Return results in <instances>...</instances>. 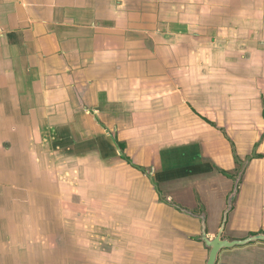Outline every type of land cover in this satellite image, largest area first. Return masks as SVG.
<instances>
[{
	"label": "crops",
	"instance_id": "1",
	"mask_svg": "<svg viewBox=\"0 0 264 264\" xmlns=\"http://www.w3.org/2000/svg\"><path fill=\"white\" fill-rule=\"evenodd\" d=\"M262 135L264 0H0V264H205L196 219L158 202L153 179L114 142L156 175L159 147L197 142L229 171V140L244 160L264 156ZM263 162L248 161L240 188L257 172L264 181ZM101 171L105 195H129L117 198L120 214L100 215L106 233L89 245L83 216L63 207L88 188L63 191L73 192L69 177L88 172V185ZM216 171L208 177L223 185ZM236 222L232 236L264 230ZM236 249L219 264H264V242Z\"/></svg>",
	"mask_w": 264,
	"mask_h": 264
},
{
	"label": "rangeland",
	"instance_id": "2",
	"mask_svg": "<svg viewBox=\"0 0 264 264\" xmlns=\"http://www.w3.org/2000/svg\"><path fill=\"white\" fill-rule=\"evenodd\" d=\"M147 103L148 102L146 101L145 106H147ZM127 118L126 121H128L129 123L132 122L131 116H128ZM123 127L125 129L128 128L131 129L132 126L128 125ZM129 133L132 134L130 135L131 137L136 136L138 134V132L135 131H130ZM148 133H152L150 132L149 128L142 129L139 132V134H148ZM116 136L117 135L115 134V137ZM263 136L264 135H262V138ZM262 138L255 142V146H254L255 149L261 143ZM229 142L231 144V147H233L232 153H233L234 161L236 163V166L234 168H231L229 171H225L221 169L214 160L210 158H206L202 154L199 155L198 152L202 151L201 150L202 146L197 142H192L190 144L178 143L177 145L162 147L161 149L159 147L156 153V159L159 160L160 165L157 164L155 170L157 169L161 171V173L156 175L154 173L157 171H154L152 169L150 171L148 170V167L145 169L143 168V166L139 164L132 163L130 157H128L130 159L126 157L124 153L126 152V147H127L126 141H118V140L115 141L114 148L116 149L115 150L116 152H121V154H123L122 155L123 159H126L135 168L141 170L144 173V175H146L150 179V181L151 179H153L152 183L155 187L156 193L158 194V198H159L158 202L168 207L171 211L173 210L176 212L178 211L179 213L182 214H188L196 219L197 227L193 232L194 235L192 238L194 241H198L199 243H201L199 239L200 237L199 215L202 212H206V214L209 216L208 218L212 220V224L211 223L209 224V220L207 219L208 236L212 238L217 232L222 217V213L224 212L225 208H227L228 196L231 194V192H234L235 190L233 188L234 181L236 177L239 175L240 171H242V176L239 181L238 192L235 196V199L233 200L232 210L229 213L228 220L229 222L230 220L237 221L236 224L239 226V230L241 233H245L246 231H248L249 227H253L252 225L256 226L258 225L259 222L261 224L264 223V214H261L260 212L256 211V208L258 207H260V210L261 208L264 209V206L262 205V203H260L261 199L264 196V188H262L261 185L262 183H264V181H262L263 179L262 176H260L259 172H257L258 174H256L254 178H252L253 180H255V181L252 180V182H257L256 185H254V183H251L253 185L245 184L247 187L241 186L240 188V183L244 180L243 178L245 176V170L248 161L253 158H260L264 156L253 152L251 155L246 156V158L242 160L240 159L239 155L236 153V149L233 145V141L230 139ZM120 144H123V147H121ZM214 170H217L216 171L217 173L222 172L223 175L225 176L227 181L223 183V185L222 182H220L221 180L220 179L218 180V178H222V177H219L218 175L214 176L212 174L211 176L208 177V174L210 172L213 173ZM146 176L144 177L147 178ZM88 177H89L88 172L86 174L84 173L80 175L77 174L76 177L73 176L69 177V180L71 182L67 183L66 185L67 187L71 186L73 192L68 191L69 188H66L65 191H63L65 194L71 197L72 195L78 194L77 191L79 188L83 189L82 187H87L88 189L86 191L82 190V199H80L79 202H76V200L73 199L72 196L71 199H66L68 200V202H66L65 206L63 207L68 213H74L78 216L79 215L83 216L81 217L82 218L81 229H85L88 233H92L94 236L88 238L87 236H84L82 234L83 236H81L80 238L82 239V241L85 242V244L90 245V244L101 243L99 241L100 239L99 235H102V233H106L105 227L102 226L104 222L99 218L103 216V214L105 215L120 214L125 207V203L123 202L122 204L124 205H122L120 203V200H117V198L120 196L125 197L129 195V193L125 189L119 190V188L118 189L116 188V190L112 191V193H116L118 194V196H116V199H111L108 194L105 195V191L111 193V190L109 188L107 190L105 189V184H107L108 186V178L105 180L107 175L105 177L104 171L100 172L99 180L96 181V183L89 182L87 185V182L85 183L84 180L86 179L88 181ZM111 179L112 181H115L113 183L115 185L116 176H114ZM138 184L140 186L141 182L138 181ZM101 185H103V187ZM140 187L142 188L143 186ZM54 189L55 191H57L56 188ZM89 192L90 195H92L91 193H93V196L96 197H93L94 199H91L90 198L91 196H88ZM80 194L81 193H79L78 195L80 196ZM149 197H151V194H149ZM238 197H240L239 202H242L244 206L242 205V207H238L239 206L238 205L236 208V202H238ZM115 200L118 201V204H116ZM138 208L140 212H145V210L148 209L146 206H138ZM162 213H164V211H162ZM212 215H214L216 219L215 221H213ZM91 216H93V218H91ZM146 223L149 224L148 227H152V228L155 227L154 225H152L153 223L149 221H136L133 228L142 229L143 228L142 225ZM99 225H101V228L96 229V227H98ZM153 232L157 233L155 229L153 230ZM223 235L229 239H242L247 237L248 233L247 234L245 233L240 236H232V231L230 226L228 229L225 230ZM164 238L167 239L169 242L165 243L163 240V246L170 245L171 239L165 236ZM95 240H98V243L95 242ZM201 244L205 251L204 257L205 259H207L209 248L203 242ZM235 252H238L236 248L235 250L233 249V253ZM222 260L224 259L221 258V261Z\"/></svg>",
	"mask_w": 264,
	"mask_h": 264
},
{
	"label": "water",
	"instance_id": "3",
	"mask_svg": "<svg viewBox=\"0 0 264 264\" xmlns=\"http://www.w3.org/2000/svg\"><path fill=\"white\" fill-rule=\"evenodd\" d=\"M231 197H230V200L228 201V208L224 212V217H223V222L221 224V227H220L217 235L212 239H209L207 234H206V231H205L206 224L204 222V217L202 216V221H201L202 236H201V239L205 242V244L207 246L210 247L209 252H208V257L206 260V264H216L218 261V258L220 256V251L222 250V248H233L236 245H246V244H249V243L255 242V241H264V233L256 234V235H250V236H248L244 239H241V240L221 239V232L224 228L226 216H227L228 211L231 209Z\"/></svg>",
	"mask_w": 264,
	"mask_h": 264
},
{
	"label": "flooded vegetation",
	"instance_id": "4",
	"mask_svg": "<svg viewBox=\"0 0 264 264\" xmlns=\"http://www.w3.org/2000/svg\"><path fill=\"white\" fill-rule=\"evenodd\" d=\"M241 176H242V171H240L239 172V175L236 177V179H235V181H234V185H233V188L235 189L234 190V192H231V194L228 196V199H227V202L230 200V197H231V209L228 211V213H227V216H226V221H225V224H224V228H223V230H222V232H221V239H228V240H241V239H229V238H226L223 234H224V232H225V230L226 229H228V222H229V220H228V216H229V213H230V211L232 210V205H233V200L235 199V196H236V194H237V192H238V187H239V181H240V179H241ZM227 208H228V203H227ZM227 208H225V210H224V212L226 211V209ZM224 212L222 213V217H221V220H220V224H219V227H218V229H217V232H216V234L212 237V238H214L216 235H217V233H218V231H219V229H220V227H221V224H222V222H223V217H224ZM197 216V215H196ZM200 216V217H199ZM198 217L200 218V237H199V239H200V242L202 243H204L205 244V242L201 239V236H202V230H201V228H202V224H201V221H202V216L204 217V222H205V224H206V228H205V231H206V234H207V236H208V223H207V219L209 220V216L206 214V212H202L200 215H199ZM213 218V217H212ZM218 219V218H217ZM211 222V221H210ZM210 224V223H209ZM212 224V223H211ZM262 233H264V230H259L258 232H255V231H250V233H248V235H247V237L248 236H250V235H256V234H262ZM208 238L209 239H212V238H210L209 236H208ZM246 238V237H245ZM242 239H244V238H242ZM256 242H264V241H255V242H251V243H249V244H252V243H256ZM249 244H246V245H236V246H234L233 248H222V250L220 251V256H219V258H218V261H217V263L216 264H219L220 262H221V258H222V254H223V252H226V251H231V250H233V249H235V248H239V247H244V246H248ZM206 245V244H205ZM207 246V245H206ZM209 249H210V247L209 246H207ZM207 260V259H206ZM205 264H206V261H205Z\"/></svg>",
	"mask_w": 264,
	"mask_h": 264
},
{
	"label": "trees",
	"instance_id": "5",
	"mask_svg": "<svg viewBox=\"0 0 264 264\" xmlns=\"http://www.w3.org/2000/svg\"><path fill=\"white\" fill-rule=\"evenodd\" d=\"M121 147H123V144H120Z\"/></svg>",
	"mask_w": 264,
	"mask_h": 264
}]
</instances>
